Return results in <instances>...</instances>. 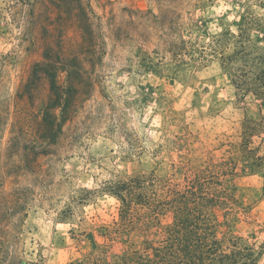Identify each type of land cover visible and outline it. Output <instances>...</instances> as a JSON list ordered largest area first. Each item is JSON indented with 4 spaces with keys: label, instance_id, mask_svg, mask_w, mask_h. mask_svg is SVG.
I'll list each match as a JSON object with an SVG mask.
<instances>
[{
    "label": "trees",
    "instance_id": "obj_1",
    "mask_svg": "<svg viewBox=\"0 0 264 264\" xmlns=\"http://www.w3.org/2000/svg\"><path fill=\"white\" fill-rule=\"evenodd\" d=\"M48 1L44 17L38 0H0L11 40L31 58L16 95L18 117L10 148L33 168L40 158L63 150L67 126L95 95L104 65L102 39L107 38L98 33L91 0ZM191 7L171 2L160 5L158 14L137 9V31L114 40L123 46L131 34L138 73L183 76L218 63L238 99L254 96L264 104V17L245 13L222 31L205 35V25L193 17ZM8 57L0 54V71ZM44 93L38 113L36 104ZM10 114L0 97V141ZM164 123L166 133L177 127L181 135H165L152 151L128 135L121 153L127 161H138L168 151V173L118 172L100 190L89 191L116 198L119 219L100 227L103 234L95 231L94 237L105 241H96L93 252L71 264H261L264 244L250 243L236 227L252 210L241 196L240 180L255 175L264 180V117H244L212 145H205L175 111L166 113ZM122 127L114 124L113 131ZM2 213L0 209V226L6 219ZM117 244L121 252H114Z\"/></svg>",
    "mask_w": 264,
    "mask_h": 264
},
{
    "label": "rangeland",
    "instance_id": "obj_2",
    "mask_svg": "<svg viewBox=\"0 0 264 264\" xmlns=\"http://www.w3.org/2000/svg\"><path fill=\"white\" fill-rule=\"evenodd\" d=\"M38 1L41 14L46 17L49 1ZM91 2L98 33L107 37L102 39L104 65L95 95L67 126L63 150L40 158L35 168L20 161L10 148L14 117H18L16 95L31 58L11 40L7 22L0 15V54L10 56L0 71V97L8 103L11 113L10 126L0 141V209L6 217L4 226H0V264H71L93 252L96 241L103 243L104 237L95 238L94 233L103 234L100 227L119 219L120 204L112 196H93L89 191L100 190L118 172L133 174L158 169L162 174L168 173L172 159L168 151L158 156L148 154L138 161H127L121 153V145L128 146V135L138 138L151 151L165 135H181L177 127L169 128V133L164 131L166 113L175 111L205 145L215 144L224 133H232L244 117H264V104L254 96L238 99L235 87L218 63L183 76L168 71L138 73V62L129 48L133 45L131 34L123 46L114 40L121 34L126 39L129 31H137L138 24L133 22L137 9L158 14L160 5L191 3L193 17L205 25V35H211L245 13L254 11L264 17V0ZM44 98L45 93L36 104L38 113ZM118 123L123 124L122 129L113 131ZM239 185L242 198L252 210L237 225L236 233L261 246L264 180L259 175L247 176ZM113 250L121 252L123 247L117 244Z\"/></svg>",
    "mask_w": 264,
    "mask_h": 264
}]
</instances>
